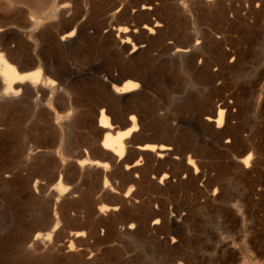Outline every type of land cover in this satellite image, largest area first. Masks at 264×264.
I'll use <instances>...</instances> for the list:
<instances>
[{
  "label": "rangeland",
  "instance_id": "obj_1",
  "mask_svg": "<svg viewBox=\"0 0 264 264\" xmlns=\"http://www.w3.org/2000/svg\"><path fill=\"white\" fill-rule=\"evenodd\" d=\"M0 29L55 82L0 96V264H264V0H0ZM102 111L138 119L121 162Z\"/></svg>",
  "mask_w": 264,
  "mask_h": 264
},
{
  "label": "bare ground",
  "instance_id": "obj_2",
  "mask_svg": "<svg viewBox=\"0 0 264 264\" xmlns=\"http://www.w3.org/2000/svg\"><path fill=\"white\" fill-rule=\"evenodd\" d=\"M33 1L34 0H23V2H28V3H33ZM36 2L39 5H42L44 3V0H36ZM148 9L150 10V8ZM158 26L159 25H156L155 27ZM146 29L150 35L155 33L153 28L146 27ZM0 31L2 30L0 29ZM119 32H122V34L123 33L127 34L129 31L127 30V28H123V29L121 28ZM74 33L75 31L70 32L65 36V38L69 39L73 37ZM128 42H129V38H125V40H123V44ZM137 50L138 48L134 45L133 52H136ZM187 52L188 50L182 48H177L176 50L177 55L181 57H183L184 56L183 54H186ZM27 68H32L33 70L31 72H23L22 69H18L14 65V63L7 60L0 53V77H1L0 79H2L3 82V87H2L3 91L0 96L2 99L8 101L13 100L15 98L17 99L21 94L22 90L26 88L28 90L32 88H34L32 90H36L39 87H41L42 89L43 87H47V86H53V87L55 86L54 84L55 82L51 81L49 78L43 77L44 75L41 67L31 66ZM24 70L26 69L24 68ZM137 80L134 77H128L127 80L121 82L122 84H120V86L114 88L115 94L118 96V95H125L137 91L140 87V84ZM223 120H224V111L220 110L218 114V119L216 120L218 127L222 125ZM127 123L129 125L127 130L123 132H117L116 131L117 128L111 121L110 117L107 116L104 111L101 112L99 126L105 131L103 141L101 142L102 148L104 149L105 152L109 153L113 158H115L119 162L123 161L126 158L127 149L131 146V141H129V139L133 138V134L136 133L139 128L138 119L135 115H131L128 118ZM136 149L140 153L150 152L152 154H155L156 158L158 159L164 158L166 156L165 152L171 150V148H168L166 146L163 145L157 146L155 144H145V145L137 146ZM252 156H253L252 154H248L247 156H245L243 159H241L240 161L241 164L244 165L246 168H248L250 163L252 162ZM141 161L142 160L139 158V160H137L132 167L134 168L141 165ZM189 165H191V167L194 166V161L189 159ZM79 166L81 168L90 167V168H96L98 170L102 169L104 172H107L110 168V165L107 162L91 161V159L89 160L88 158L80 161ZM126 169H130V167L127 166ZM164 179H167V175L164 176ZM104 188L112 190L111 184L108 179H105ZM60 190H61V194L63 195L64 189L62 188V185H60ZM131 190L132 188L129 190V192ZM99 209L100 211L117 210V208H107L104 206H102ZM156 223H154V225ZM132 228L133 226L130 227V229Z\"/></svg>",
  "mask_w": 264,
  "mask_h": 264
},
{
  "label": "snow or ice",
  "instance_id": "obj_3",
  "mask_svg": "<svg viewBox=\"0 0 264 264\" xmlns=\"http://www.w3.org/2000/svg\"><path fill=\"white\" fill-rule=\"evenodd\" d=\"M250 158V157H249Z\"/></svg>",
  "mask_w": 264,
  "mask_h": 264
}]
</instances>
